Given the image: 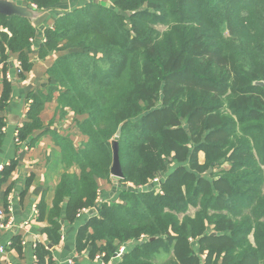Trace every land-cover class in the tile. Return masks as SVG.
I'll list each match as a JSON object with an SVG mask.
<instances>
[{
	"label": "trees",
	"instance_id": "trees-1",
	"mask_svg": "<svg viewBox=\"0 0 264 264\" xmlns=\"http://www.w3.org/2000/svg\"><path fill=\"white\" fill-rule=\"evenodd\" d=\"M27 1L47 11L62 0ZM0 26V62L14 52L29 70L33 22L0 15ZM43 37L37 54H57L47 69L55 83L29 94L16 139L44 130L40 113L54 93L61 116L82 117L75 124L87 137L76 147L53 132L64 166L78 171L55 186L46 237H58L63 205L69 221L95 205L120 129L118 180L133 187L98 206L78 230V250L89 245L90 256L108 260L135 240L117 264H155L160 255L162 264H264V0H86L54 16ZM10 92L4 79L0 109ZM223 161L229 166L217 170ZM149 184L162 193L134 189ZM189 206L192 216L183 214ZM14 246L21 252L17 238ZM47 255L39 244L36 264Z\"/></svg>",
	"mask_w": 264,
	"mask_h": 264
},
{
	"label": "crops",
	"instance_id": "crops-1",
	"mask_svg": "<svg viewBox=\"0 0 264 264\" xmlns=\"http://www.w3.org/2000/svg\"><path fill=\"white\" fill-rule=\"evenodd\" d=\"M16 1L20 3L21 0ZM84 1L86 0H62L47 10L49 16L41 26L33 24L37 30L28 52V59L31 62L29 70L21 71L18 54L14 52H7V60L0 62V92L4 79L9 81L11 87L10 98L0 109V119L3 121L0 127V208L6 213L4 220L10 221L8 227H0V264H36L35 249L39 244L48 251L44 264H117L122 254L137 243L135 240L121 243L117 252L108 260L102 258L101 262L96 256H90L89 245L82 251L77 248L79 228L96 213L102 202L118 198L114 192L119 183L117 184L118 178L114 176L108 180L97 179L98 196L95 205L77 212L74 220L67 219L63 205L58 237L56 240L46 237L44 229L49 225L47 212L52 205L55 186L64 171H78L73 166H64L62 151L55 142L53 132L70 138L76 147L81 144L76 142L85 140V137L79 134L76 136L78 141H75L76 138L73 139L71 134L57 127L60 124H57L59 120L55 115L56 93L53 100L44 104L40 113L44 130L34 131L25 141L20 142L16 139L18 127L27 119L26 113L31 101L29 94L42 85L55 83L49 78L47 69L55 61L57 54L51 53L42 59L37 54L43 29L52 26L54 16L81 6ZM79 117L77 116L78 119ZM73 127L76 128L72 125ZM72 132H78L77 128ZM202 154L204 158V153ZM34 209L36 214H32ZM16 238L21 252L14 246ZM97 244L103 245L104 242L100 241ZM155 264L162 263L156 259Z\"/></svg>",
	"mask_w": 264,
	"mask_h": 264
},
{
	"label": "rangeland",
	"instance_id": "rangeland-1",
	"mask_svg": "<svg viewBox=\"0 0 264 264\" xmlns=\"http://www.w3.org/2000/svg\"><path fill=\"white\" fill-rule=\"evenodd\" d=\"M22 1V0H21ZM20 1V2H21ZM88 2H90V1H88ZM93 2H95V3H97L98 2V0H94ZM102 2H106V1H102ZM1 27V26H0ZM155 30L158 32V34L161 36V33H163L164 31H165V26L164 25H162V24H157V25H155ZM4 30V29H3ZM44 41V37H42V39L40 40V42H43ZM55 96H57V93H56V95ZM55 115L57 116V119L59 120V123H57V124H60V126L59 125H57V127H59L61 130H64L65 132H68L69 134H71L72 136H73V139H75L76 138V136H79V134L80 135H82L79 131L78 132H72V130H75L76 131V128H72V125H74L75 127H76V124H75V120H77L78 118H77V116L76 115H74L71 111H69L68 110V112H67V114H64L63 116H61V114H60V112L57 110L56 112H55ZM79 121L80 120H82V117H79V119H78ZM84 136V135H83ZM85 138V140H83V141H86V139H87V137L86 136H84ZM75 141H78V139L76 138V140ZM77 144L78 143H81L82 144V142L79 140L78 142H76ZM80 144V145H81ZM197 157H198V161L200 162V163H203V161H204V158H203V154H202V152H199L198 153V155H197ZM184 165L187 167L188 166V163H184ZM229 166V164H228V162L227 161H223L218 167H217V170H221V169H225V168H227ZM210 168H208L207 169V173H211V171L213 170L212 168H211V170H209ZM168 170H170V167H169V169ZM204 176H206L205 174H203ZM165 178V176L164 175H161V174H158L157 176H156V178L154 179L156 182H157V184H159L160 183V181L161 180H163ZM119 179V178H118ZM119 183V184H118ZM117 184L119 185V186H117V189H116V184H114L115 186H114V188L116 189V191L114 192V194H116V196L117 197H119V192H120V190H122V189H124V187H133V185L131 184V183H129V182H125L124 184L123 183H120L119 182V180L117 181ZM152 185H154V184H152ZM151 184H149V185H146V186H143V185H136L135 187H134V189H135V191H141V190H151V189H153L154 190V192L155 193H162V191H161V189H160V186L159 185H154V186H152ZM152 186V187H151ZM119 189V190H118ZM110 202H120L119 201V199L117 198V199H115V200H113V201H110ZM197 208H195V207H193V206H189L188 208H187V210H186V212L185 213H183V214H187V215H189V216H192L194 213H195V210H196ZM183 214H179V216L181 217ZM209 231H211V227L209 228ZM191 243H195V241H193V240H191ZM117 252V251H116ZM99 253H104V252H99ZM104 255H105V253H104ZM161 256V255H160ZM160 256L159 257H157V260H159V262L160 263H163V261L166 259V256L165 257H163V259L162 258H160ZM103 258V257H102Z\"/></svg>",
	"mask_w": 264,
	"mask_h": 264
},
{
	"label": "water",
	"instance_id": "water-1",
	"mask_svg": "<svg viewBox=\"0 0 264 264\" xmlns=\"http://www.w3.org/2000/svg\"><path fill=\"white\" fill-rule=\"evenodd\" d=\"M0 15H19L28 18L35 26L39 27L47 19L49 13L46 10L41 11L35 9L34 5L30 4L27 0L20 3L16 0H0ZM257 84L261 85L263 82H257ZM119 135L120 129L117 130L115 137L111 141L112 163L110 166V174L121 179L123 178V172L119 160Z\"/></svg>",
	"mask_w": 264,
	"mask_h": 264
},
{
	"label": "built area",
	"instance_id": "built-area-1",
	"mask_svg": "<svg viewBox=\"0 0 264 264\" xmlns=\"http://www.w3.org/2000/svg\"><path fill=\"white\" fill-rule=\"evenodd\" d=\"M88 1L93 2L94 0H88ZM0 168H1V166H0ZM8 210L10 211L11 208L9 207ZM82 210H84V208L80 209L78 212H80ZM32 214H36V209H34V211H32ZM5 215H6V213H5L4 209L0 208V227L1 228L2 227H8L9 224H10L9 220H4ZM121 250L122 249H120L119 252H121ZM95 256H96V259L100 260V262H101V259L104 256V253H99L98 252Z\"/></svg>",
	"mask_w": 264,
	"mask_h": 264
}]
</instances>
